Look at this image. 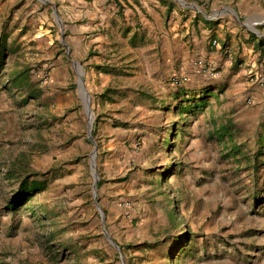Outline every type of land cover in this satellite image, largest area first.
<instances>
[{
	"label": "rangeland",
	"instance_id": "rangeland-1",
	"mask_svg": "<svg viewBox=\"0 0 264 264\" xmlns=\"http://www.w3.org/2000/svg\"><path fill=\"white\" fill-rule=\"evenodd\" d=\"M212 1L0 0V264H264V107L236 100L252 73L170 29Z\"/></svg>",
	"mask_w": 264,
	"mask_h": 264
},
{
	"label": "crops",
	"instance_id": "crops-1",
	"mask_svg": "<svg viewBox=\"0 0 264 264\" xmlns=\"http://www.w3.org/2000/svg\"><path fill=\"white\" fill-rule=\"evenodd\" d=\"M200 6L205 11L210 8L211 12L216 8L219 13L206 14L199 10ZM200 6L184 3L174 9L170 21L172 33H189L194 54L209 55V61L221 68L219 74L224 75L223 72L228 71L238 75L240 71L235 68V61L237 58L242 60L248 73L252 74L241 83V90L237 92L241 95L236 96V100L241 104L247 98L249 103L252 102L250 108L264 107V31L254 33L239 22L242 16L264 14V0H215ZM211 39L216 41L215 46H210ZM209 48L213 51L208 53ZM230 65H234L231 71ZM253 66L256 67L254 71ZM258 72L261 79L257 80V76L252 78Z\"/></svg>",
	"mask_w": 264,
	"mask_h": 264
},
{
	"label": "water",
	"instance_id": "water-1",
	"mask_svg": "<svg viewBox=\"0 0 264 264\" xmlns=\"http://www.w3.org/2000/svg\"><path fill=\"white\" fill-rule=\"evenodd\" d=\"M55 15V18L57 19V21L59 22V18L58 16L54 13ZM77 86H78V90H79V87H81L83 90H84V93L87 94L84 86H83V71L80 67V73L78 74V79H77ZM87 108H89V99L87 98ZM89 111H91L89 109ZM91 127H92V123H89L88 124V137L91 138ZM92 154L95 156V149L92 150ZM96 179H97V175H94L93 176V185H92V191H93V196L94 198H96ZM95 206L96 208L98 209L100 215H101V218H102V222H103V213L101 211V208L100 206L95 202ZM103 232L108 240V242L110 244H112L114 246V248H116L117 250H119V247L118 245L113 241V239L109 236V234L107 233V231L105 230V228L103 227ZM120 258H121V261L123 262V257L122 255H120Z\"/></svg>",
	"mask_w": 264,
	"mask_h": 264
},
{
	"label": "bare ground",
	"instance_id": "bare-ground-1",
	"mask_svg": "<svg viewBox=\"0 0 264 264\" xmlns=\"http://www.w3.org/2000/svg\"><path fill=\"white\" fill-rule=\"evenodd\" d=\"M77 71H78V74H79V73H80V72H79V68H77ZM79 91H80L81 96L83 97V100H84V101H83L84 106L87 107V106H86V105H87V98L89 99V95H88V93L85 94V93H84V90H83L81 87H79ZM88 109H89V108H88ZM88 114H89V123H92V119H93V118H92V115H91L92 112H91V111H90V112L88 111ZM89 123H88V124H89ZM93 156H94V155H93ZM94 158H95V156H94ZM94 168H95V162H94ZM94 175H97L95 170H93V176H94Z\"/></svg>",
	"mask_w": 264,
	"mask_h": 264
},
{
	"label": "built area",
	"instance_id": "built-area-1",
	"mask_svg": "<svg viewBox=\"0 0 264 264\" xmlns=\"http://www.w3.org/2000/svg\"><path fill=\"white\" fill-rule=\"evenodd\" d=\"M261 79V78H260ZM184 80H186V78L184 77V78H179V77H177V76H175V77H173V83L174 84H179L181 81H184Z\"/></svg>",
	"mask_w": 264,
	"mask_h": 264
},
{
	"label": "trees",
	"instance_id": "trees-1",
	"mask_svg": "<svg viewBox=\"0 0 264 264\" xmlns=\"http://www.w3.org/2000/svg\"><path fill=\"white\" fill-rule=\"evenodd\" d=\"M38 185H39V184H38L37 182H33V183L31 184V186H30L29 189H35V188L38 187ZM22 188H23V191H26L28 187H26V185H25V186H23Z\"/></svg>",
	"mask_w": 264,
	"mask_h": 264
}]
</instances>
